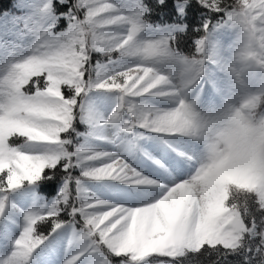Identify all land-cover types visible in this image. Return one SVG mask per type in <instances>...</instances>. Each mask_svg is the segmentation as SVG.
<instances>
[{"label":"snow or ice","instance_id":"6c2138e0","mask_svg":"<svg viewBox=\"0 0 264 264\" xmlns=\"http://www.w3.org/2000/svg\"><path fill=\"white\" fill-rule=\"evenodd\" d=\"M58 3L65 6L58 14L50 0L41 7L39 21L25 23L34 37L30 50L9 51L17 57H26L32 64L30 78L23 88L31 105L26 116L31 135H20L12 127L0 133V213L6 201L2 194L51 179L55 173L63 174L62 187L50 204L22 214L24 226L15 242H28L27 261L53 233L66 226L72 228V234L64 264H82L85 256L91 257L92 264H113V257L116 264H136L138 257L130 254L144 249L153 253L144 264H200L197 256L202 250L203 254L220 249L233 252L224 237L228 225L233 223L232 215L226 213H230L236 198L230 197L224 204L208 201L197 187L195 158L189 163L192 172L188 178L169 186L133 168L119 151L94 147L108 127L118 134L136 135L135 130L139 129L163 137L151 123L135 115L138 105L160 107L147 103L155 99L153 93L159 82L146 79L142 68L148 65L130 61L119 47L127 35L126 31H120L123 22L120 17L129 13L144 16L146 6L141 0L134 3L58 0ZM199 4L209 13L222 14L221 19L232 0H217L221 11ZM61 22L66 23V28L54 32ZM206 23L210 25L212 21L205 20L203 31ZM183 27L158 32L164 38L171 36L175 43L173 33L183 31ZM133 28L139 30L136 24ZM94 91L116 94L118 102L107 117L98 116L87 107L86 100ZM77 122L87 125L88 131L77 132ZM169 166L173 172L176 170L175 162ZM104 181L114 182L99 186L100 191L110 194L109 199L97 196L87 186L90 182ZM115 184L127 190L117 192ZM256 207L252 205L247 213H241L246 230L256 225L254 220L246 222ZM190 238L203 244L198 254L182 259L155 254L157 245ZM260 251L258 243L254 254L259 256Z\"/></svg>","mask_w":264,"mask_h":264},{"label":"clouds","instance_id":"9594fccd","mask_svg":"<svg viewBox=\"0 0 264 264\" xmlns=\"http://www.w3.org/2000/svg\"><path fill=\"white\" fill-rule=\"evenodd\" d=\"M197 2L221 11L217 0H212L211 5L208 0ZM120 19V31L127 32L119 46L122 55L138 65H148L142 68L145 78L159 82L153 96L161 106L138 105L135 115L163 133L160 139L182 138L194 145V151L176 154L187 164L193 158L198 161L197 187L206 199L224 204L230 197L236 198L230 213H226L233 218L224 237L226 246L236 252L246 238L258 237V264H264V0H232L231 7L211 30L205 24L204 35L194 42L195 50L190 55L177 52L171 36L151 33L143 15L129 13ZM133 24L139 26L138 31ZM221 29L234 34L226 46L211 39ZM31 47L32 43L25 50ZM31 71L29 60L14 52H8L0 62V133L12 127L20 135H31L26 120L31 105L23 93ZM214 73L222 74L228 87H213L219 103L201 109L197 106V89ZM252 205L262 214L261 221L259 226L246 230L241 213H247ZM28 246V242L14 241L13 251L0 264H27ZM202 246L199 239L169 241L155 246V254L182 259L198 254ZM152 254L144 249L130 257L136 256V264H144Z\"/></svg>","mask_w":264,"mask_h":264},{"label":"trees","instance_id":"16d2710c","mask_svg":"<svg viewBox=\"0 0 264 264\" xmlns=\"http://www.w3.org/2000/svg\"><path fill=\"white\" fill-rule=\"evenodd\" d=\"M134 3L135 0H130ZM146 6L143 19L149 26L151 33L159 30L175 28L176 26H184L183 31H174L175 49L177 52L190 55L195 50V41L199 39L204 32L202 25L205 20H211L209 25L211 30L213 25L220 20L222 14L209 13L203 8L197 0H141ZM44 0H0V62H3L4 56L9 51H19L20 48L30 45L34 37L28 33L25 23L29 24L37 22L40 19V9ZM53 6L56 8L57 14L65 9L60 5L58 0H52ZM182 9V12L179 11ZM66 23H58L53 29L54 32L63 31ZM234 34L227 29L216 31L211 39L218 41L226 46L233 40ZM16 46H19L17 48ZM94 54V60H95ZM217 74V75H216ZM220 73L210 75L203 81L202 87L197 89L199 93L197 106L202 109V88L213 89L223 80ZM255 84L256 81L254 80ZM196 96V92L192 94ZM118 99L114 92L94 91L86 100V105L90 111L101 117H107L117 104ZM147 103L161 106L156 100L149 99ZM77 132L86 133L88 128L85 124L77 122ZM136 135L118 134L115 129L108 127L102 131V139L94 144L98 150L109 152L119 151L122 156L130 163L133 168L142 172L145 176L157 179L162 182L157 174L162 169H171L169 159L172 156L173 148L176 151V143L179 139L162 140L160 134L149 132H141L135 130ZM171 145V147L169 146ZM153 161H159L154 164ZM62 173H55L51 179H43L33 185H25L14 191L4 193L6 196L5 208L0 213V255L4 254L8 257L13 251V247L5 249L8 245H13L18 238L24 226L23 213L36 208L50 204L58 195L62 187ZM102 183H114L111 181L90 182L87 186L97 196L109 199L110 194L100 191L99 186ZM114 190L125 191L123 185L115 184ZM261 213L253 211L252 215L247 218L246 222H254L259 226L261 221ZM259 230V228L257 229ZM72 231L70 226H66L52 236L35 250L39 257H48L57 264H64L65 259L69 255L68 241L64 238L65 234ZM47 235V230L44 231ZM259 243L257 237L247 239L244 246L236 252L225 253V250L219 251L208 250L207 254H198L197 259L200 264H258L260 257L254 254V250ZM245 249H248L247 251ZM252 249V251H249ZM34 253V254H35ZM4 259V258H3ZM2 260V259H0ZM113 264H116V258L113 257ZM82 264H90L82 257Z\"/></svg>","mask_w":264,"mask_h":264},{"label":"rangeland","instance_id":"374dc122","mask_svg":"<svg viewBox=\"0 0 264 264\" xmlns=\"http://www.w3.org/2000/svg\"><path fill=\"white\" fill-rule=\"evenodd\" d=\"M217 75V74H216ZM228 87V81L223 78L221 82L217 84L216 88L225 89ZM203 96H202V109L210 108L216 104L219 103V97L216 95V93L213 91V89L209 88H202ZM176 150L179 151H185V152H191L194 151V145L185 139L179 138L176 143ZM169 162H175L176 163V170L173 172L171 169H161L160 173L157 174V177L163 181L159 182L160 184L168 183L170 186L171 182H176L181 179H186L191 174L192 169L189 166V164L185 163L180 157L177 156V154H172L171 158L169 159ZM72 231H69L65 234L64 238L70 239L71 238ZM13 247V245H8L5 249H9ZM35 251L31 254L27 264H57L56 262H53L48 257H39ZM7 255L1 254L0 259L4 260ZM4 258V259H3ZM85 261L92 264V259L90 256L84 257ZM83 262V261H82Z\"/></svg>","mask_w":264,"mask_h":264}]
</instances>
